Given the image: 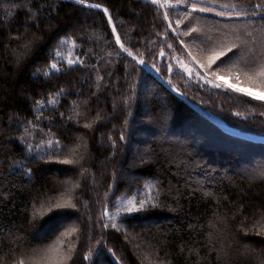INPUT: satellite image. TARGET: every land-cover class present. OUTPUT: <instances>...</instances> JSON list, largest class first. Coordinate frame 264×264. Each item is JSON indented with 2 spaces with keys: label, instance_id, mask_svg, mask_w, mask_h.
Instances as JSON below:
<instances>
[{
  "label": "trees",
  "instance_id": "obj_1",
  "mask_svg": "<svg viewBox=\"0 0 264 264\" xmlns=\"http://www.w3.org/2000/svg\"><path fill=\"white\" fill-rule=\"evenodd\" d=\"M178 2L0 0V264H42L72 222L68 264H264V139L203 112L264 137V102L172 61L185 43L205 70L262 88L249 76L264 67V0ZM112 187L151 203L92 235Z\"/></svg>",
  "mask_w": 264,
  "mask_h": 264
},
{
  "label": "rangeland",
  "instance_id": "obj_2",
  "mask_svg": "<svg viewBox=\"0 0 264 264\" xmlns=\"http://www.w3.org/2000/svg\"><path fill=\"white\" fill-rule=\"evenodd\" d=\"M151 1H153V0H151ZM155 3H157L161 7H165L166 5H171V4L173 6L174 5H176V6L180 5L178 0H156ZM242 14H245V13H240L241 16H245ZM246 14H249V13H246ZM236 15L239 16V13ZM249 16H251V15H249ZM109 19H110V22H111L113 28L115 29L113 20L111 18H109ZM62 43H63L62 44L63 49L59 50L57 52L58 56L59 57H65L68 60L69 59L77 60V58L72 53V49H73L72 43L67 42L66 40H63ZM188 46H190V45H188ZM183 48H184L183 52H173L172 53V55H173L172 61L175 65L176 69L178 71H180V75L187 76L191 81L201 80L202 84H203V83H207L206 80L210 79V80L215 81L216 83L221 84V87H219V88L229 90L232 93L242 95L244 97L252 99L251 97H249L243 93L236 92V91L232 90L231 88L224 86V81L217 80V76H223L232 84L239 83V85L241 87H251L255 91L264 92V89H262V88L255 87V86H252L250 84H247V83L241 81V79H242V77H244L246 71L242 70V73H240L241 71L239 70V73L238 72L231 73V72H227L225 70L222 71L221 68L219 70L218 69L217 70H210V69L205 70L203 67H201L202 62H200L199 59L193 55V51L192 52L190 51V49L187 47V44L183 43ZM146 67L151 69V70L155 69V67L151 64H146ZM189 71H191V73H192L191 75L189 74ZM197 73L199 75H197ZM237 74H239V75L237 76ZM201 77H203V79ZM260 80H264V78H261ZM260 80L258 79L259 82H260ZM209 85L212 87H215V86H213V84H209ZM174 90L176 92L180 93L175 88H174ZM256 101H258V100H256ZM203 112L207 117L211 118L212 121H214L218 126H220L222 129H224L226 131H229L231 133H237L239 135H244V136L251 137V138L264 139L263 136H258V135L252 134L250 132L243 131L237 127L229 125L224 119L218 117L217 115L211 113L208 110H205ZM128 163L133 165L132 161H129ZM113 188L114 187H112L111 191L108 192L107 196H105L106 202L104 201L101 204V208L97 212L93 211V213H95L94 215L96 217V221L98 224L94 228L92 226L90 227L91 228L90 233L93 230L92 235L95 234V230L98 229L100 231L103 229V227L107 228L108 226L112 227L113 225H115V226L123 225V216L127 215L129 213V212L125 211L124 209L126 207H132L133 206L131 204H128V201L135 198L134 204L138 207L139 203L141 201H145L146 197L148 196L146 193L144 195H141V197L138 199V194H136V193L127 194L123 191L118 195H113ZM145 191H146V189L143 190L142 192H145ZM62 195L63 196L66 195V192L63 190H62ZM65 202H69V200L65 199ZM73 229H76V230L73 231ZM74 232H79L78 224L76 222H72V223H70V226H68V227L65 226V228H62L61 233L54 239V241L51 242L45 249H43L41 251L42 252V258H41L42 264H56V261H58V260H61L62 264H68L73 257V254L71 251H73L77 248L76 243L67 245L68 238H70L72 236V233H74ZM69 243H71V242H69ZM53 246H55L56 250L55 251H49V249L53 248ZM104 250H106V247H105V245L101 244V245H99V248L95 252V254L98 256L99 253L101 251H104Z\"/></svg>",
  "mask_w": 264,
  "mask_h": 264
},
{
  "label": "snow or ice",
  "instance_id": "obj_3",
  "mask_svg": "<svg viewBox=\"0 0 264 264\" xmlns=\"http://www.w3.org/2000/svg\"><path fill=\"white\" fill-rule=\"evenodd\" d=\"M77 3L81 4V5H84L86 3V0H76ZM153 2H156V0H153ZM91 6H94V7H99L98 5H91ZM194 7V6H193ZM255 8L256 9H264V5L262 4H256L255 5ZM195 10V9H194ZM209 9H205V8H201L200 11H208ZM107 11V10H105ZM222 15V13H221ZM193 31H197V29H193ZM187 34V33H186ZM117 41L119 42V36L116 37ZM237 47L236 45H232L231 47H228L227 50H221V51H218V52H213V54L209 57V64H212V63H215L217 60H219L221 57L225 56L226 55V52H232L233 51V48ZM121 48L125 51V52H128V49L124 48L123 44H121ZM131 54V53H129ZM237 55H241L240 52H235L233 53V56L232 57H229L227 61H224V63H228L229 61L233 60L235 56ZM78 60H73V59H69L68 60V63L69 64H74V63H77ZM140 63H143V61H139ZM201 67H203V65H201ZM50 68L52 69H56L57 68V65L56 64H51L50 65ZM189 74L191 75V71H189ZM197 75H199L197 73ZM239 74H237L238 76ZM258 77H264V67H261L260 70L258 72L255 73V75H252V76H249V80L255 82L256 79ZM203 79V77H201ZM217 80H221V81H224V86L228 87V88H231L232 90L236 91V92H240V93H243L249 97H251L252 99H255V100H258V101H261V102H264V92L262 91H255L253 90L251 87H241L239 85V83L237 84H232L230 83L225 77L223 76H217ZM207 83L209 84H213V86L215 87H221V84L219 83H216L215 81L213 80H206ZM260 87L264 88V80H260ZM54 102V101H53ZM62 163H71L72 161L70 160H64V161H61ZM30 171V170H29ZM134 199L133 198L132 200H129L128 201V204H131L133 205L132 207H126L124 210L127 211V212H133V211H140V210H143L144 208H146L148 206L149 201H141L139 203V206L137 207L135 204H134ZM56 208H63V207H75V205H72L69 202H65L63 204H56L55 205ZM113 227H115V225H113ZM76 229H73V231H75ZM59 243V242H58ZM56 248L55 246H53V248L49 249V251H55ZM70 258V257H69ZM18 264H24V261H19ZM56 264H62V261L61 260H58L56 261Z\"/></svg>",
  "mask_w": 264,
  "mask_h": 264
}]
</instances>
